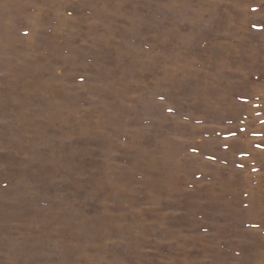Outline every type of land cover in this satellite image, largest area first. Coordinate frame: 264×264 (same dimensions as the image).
I'll list each match as a JSON object with an SVG mask.
<instances>
[{"label":"rangeland","instance_id":"rangeland-1","mask_svg":"<svg viewBox=\"0 0 264 264\" xmlns=\"http://www.w3.org/2000/svg\"><path fill=\"white\" fill-rule=\"evenodd\" d=\"M0 264H264V0H0Z\"/></svg>","mask_w":264,"mask_h":264}]
</instances>
